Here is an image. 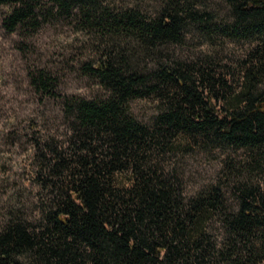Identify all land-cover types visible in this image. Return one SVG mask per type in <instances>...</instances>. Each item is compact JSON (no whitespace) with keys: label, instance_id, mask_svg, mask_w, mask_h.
Segmentation results:
<instances>
[{"label":"trees","instance_id":"1","mask_svg":"<svg viewBox=\"0 0 264 264\" xmlns=\"http://www.w3.org/2000/svg\"><path fill=\"white\" fill-rule=\"evenodd\" d=\"M199 1L166 0L146 15L103 0H0L11 4L10 29L56 9L112 37L85 64L107 91L65 99L68 138L41 147L39 218L8 211L0 264H264V0H227L221 31L254 40L236 84L212 59L162 54L190 25L210 28ZM34 79L52 85L44 72ZM151 95L158 107L145 121L130 103ZM185 143L246 149L252 160L227 173L234 203L216 183L186 191L177 161L163 160Z\"/></svg>","mask_w":264,"mask_h":264},{"label":"rangeland","instance_id":"2","mask_svg":"<svg viewBox=\"0 0 264 264\" xmlns=\"http://www.w3.org/2000/svg\"><path fill=\"white\" fill-rule=\"evenodd\" d=\"M165 1L103 0V4L116 11L135 8L153 15ZM197 4L212 13L210 28L190 25L183 40L164 45L162 54L189 62L212 59L219 66L226 65L228 80L236 84L254 40L221 31V26L230 22L227 0H201ZM10 11V3L0 4V222L10 209L36 221L46 196L36 175L45 152L41 147L46 140L60 146L68 138L67 97L94 98L107 91L99 78L87 72L85 64L101 57L112 37L103 36L79 16L56 9L41 13L35 26L20 23L10 29L6 24ZM144 62L151 67L155 61L149 56ZM40 72L52 78L48 89L34 79ZM130 105L145 121L151 120L158 107L154 95L134 98ZM163 160L177 161L188 193L216 183L228 202L234 203L227 173L252 158L243 147L185 143Z\"/></svg>","mask_w":264,"mask_h":264}]
</instances>
